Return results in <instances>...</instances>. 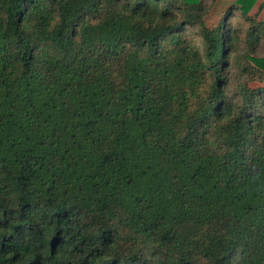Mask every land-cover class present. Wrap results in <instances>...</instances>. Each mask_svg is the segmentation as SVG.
<instances>
[{"label":"trees","instance_id":"trees-1","mask_svg":"<svg viewBox=\"0 0 264 264\" xmlns=\"http://www.w3.org/2000/svg\"><path fill=\"white\" fill-rule=\"evenodd\" d=\"M256 2L0 0V264H264Z\"/></svg>","mask_w":264,"mask_h":264},{"label":"crops","instance_id":"crops-1","mask_svg":"<svg viewBox=\"0 0 264 264\" xmlns=\"http://www.w3.org/2000/svg\"><path fill=\"white\" fill-rule=\"evenodd\" d=\"M219 1L222 4H227L228 1H230V0H219ZM257 7L258 8L260 7L258 18L260 20H263L264 19V0H257L256 4L254 6L255 10H257Z\"/></svg>","mask_w":264,"mask_h":264},{"label":"rangeland","instance_id":"rangeland-1","mask_svg":"<svg viewBox=\"0 0 264 264\" xmlns=\"http://www.w3.org/2000/svg\"><path fill=\"white\" fill-rule=\"evenodd\" d=\"M217 19V16H216V14L215 13H213V14H210V17H209V19L207 20V23L209 24V25H211V24H213L214 23V21ZM259 84H252V87H257Z\"/></svg>","mask_w":264,"mask_h":264}]
</instances>
